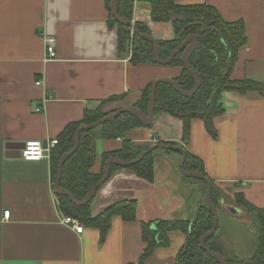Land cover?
<instances>
[{"label": "crops", "instance_id": "obj_1", "mask_svg": "<svg viewBox=\"0 0 264 264\" xmlns=\"http://www.w3.org/2000/svg\"><path fill=\"white\" fill-rule=\"evenodd\" d=\"M177 3L212 5L224 20H242L248 41L238 55L234 77L264 82V0ZM133 9V20L157 40L175 38L171 22L150 19V0H136ZM108 20L106 0H0V264H134L146 246L143 222L191 219L203 203L201 179L182 173V153L160 149L153 181L119 169L94 197V215L118 201L134 200L137 206V220L114 216L100 243L98 229L76 230L60 222L49 159L26 161L7 155L10 142L58 138L69 123L81 121L86 109L103 100L127 94L124 100L109 101L105 109L134 106L150 83L180 74L179 67L168 64L133 65L132 45L128 54H119L117 25L110 28ZM47 36L55 38L57 52L49 61L44 60ZM223 103L225 113L214 119L216 138L203 120L193 119L185 143L183 121L169 113L155 116L151 128L143 123L129 130L126 138L149 147L177 143L203 162L205 176L226 194L241 193L264 210V98L256 91H229ZM40 104L43 110L37 111ZM122 145L123 138L97 139L92 171L101 170L104 152ZM218 213L220 231L228 234L232 252L240 258L253 256L258 213L225 199ZM169 236L171 244L157 248L146 264H176L186 235L175 231Z\"/></svg>", "mask_w": 264, "mask_h": 264}, {"label": "trees", "instance_id": "obj_2", "mask_svg": "<svg viewBox=\"0 0 264 264\" xmlns=\"http://www.w3.org/2000/svg\"><path fill=\"white\" fill-rule=\"evenodd\" d=\"M136 0H118L116 9L120 17L133 21L134 2ZM180 0H150V19L156 22H171L175 30V38L172 40H158L159 55L162 60L169 58L188 35L197 34L199 43L189 56V63L201 77V85L198 91L187 97L174 88L168 82H160L156 87L155 116L169 113L183 121L182 140L188 143L191 135V123L193 119H201L207 131L216 138L218 132L215 126V117L225 113L223 103L225 92H238L245 94L248 91H256L264 98V82H257L249 78H236L234 71L238 61V55L243 46L247 44L248 37L245 24L242 20L226 21L217 8L208 4L182 5ZM112 0H106L109 11L108 24L110 28L117 25L118 51L120 55L128 54L129 45H132L130 61L133 65L149 63L159 64L154 59V44L131 33V26L118 22L113 16L110 6ZM140 34H151L143 24L135 22ZM184 51L178 52L168 65L177 66L181 69L180 74L173 78L182 89L190 91L195 87V77L184 64ZM152 84L150 83L141 92L140 99L134 103L143 113H148L149 98ZM127 94L112 96L103 100L94 109H86L81 121L69 123L58 137V143L51 150L50 162L52 179L55 181L59 161L64 153L74 147L76 131L83 125L96 122L100 118L109 115L117 109H105L109 101L124 100ZM144 126L140 118L133 112L122 113L119 117L107 121L100 126L84 130L80 135L78 149L70 155L63 165V173L60 186L71 192L76 198L83 199L90 189L103 178L106 162L111 157H118L124 161L135 160L147 145H138L131 139L126 138L129 130ZM153 124L148 125L152 127ZM123 138L122 148L116 151L104 152L101 156V170L92 171L97 160L96 148L93 142L97 139ZM176 145L177 143L165 142ZM155 149L148 153L140 162L128 167L139 177L153 181L155 176ZM123 167L112 165L110 177ZM186 171H199L206 175L203 162L187 151L185 161ZM198 180V179H197ZM202 193L203 205L199 211V217L192 222L193 218L186 220H158L142 223V238L146 246L138 262L134 264H146L147 260L159 247H168L171 244L169 234L182 231L186 235L188 245L184 246L176 256V264H221L210 256L201 246V237L213 228L214 214L206 204L205 192L207 185L203 180ZM101 187L97 190V193ZM95 195V196H96ZM94 196V197H95ZM210 196L216 209L220 210L222 199L240 205L249 211L258 213V223L254 226L256 237L255 254L248 258H240L233 253L228 234L220 231V226L215 233L207 237L206 246L226 259L227 264H264V210L255 208L249 203L244 195L236 193L234 197L226 194L217 184L211 180ZM56 206L61 215L71 216L78 219L83 226L96 228L100 232V243H103L112 226L114 216H121L125 221L137 220V206L134 200L118 201L102 212L94 215L91 202L85 205H77L68 196L56 193ZM155 227V228H154Z\"/></svg>", "mask_w": 264, "mask_h": 264}, {"label": "water", "instance_id": "obj_3", "mask_svg": "<svg viewBox=\"0 0 264 264\" xmlns=\"http://www.w3.org/2000/svg\"><path fill=\"white\" fill-rule=\"evenodd\" d=\"M118 0H112L111 2V12L113 14V16L115 17V19L118 22L124 23L126 25L131 26V28L134 30L135 33L139 34V36H141L142 38L151 41L154 44V59L156 62L161 63V64H169V62L172 60V58L181 50L184 51V55H183V60H184V64L185 67L193 73L196 83H195V87L190 90V91H186L184 89H182V87L179 85V83L172 79V78H159L157 80H155L152 84V88H151V94H150V99H149V108H148V114H144L141 110H139L138 108L134 107V106H125L115 112L110 113L107 116H104L102 118H100L99 120H97L96 122H93L91 124H87V125H83L81 126L75 133L74 136V147L69 151L63 154V156L61 157L60 161H59V169H58V174L54 183L56 192L59 194H63L69 197V199L74 202L77 205H85L89 202H91V200L94 198V196L96 195L97 190L102 187L109 179H110V174H111V167L112 165H117L123 168H128L138 162H140L148 153L152 152L155 149H164V150H178L182 153L183 157L182 160L180 162V167L182 168V173H184L186 176H190L193 178H198L203 180L206 185H207V189L205 192V200H206V204L211 208L213 214H214V225L213 228L206 232L202 237H201V246L202 248L212 257L218 259L221 264H227L226 259L224 258V256H222L221 254H219L218 252L208 248L206 246V239L207 237H209L210 235H212L213 233H215L219 227V213L218 210L216 209V207L214 206L211 196H210V191H211V181L210 179L205 176L204 174H202L199 171H190L187 172L185 170V161H186V150L181 147V146H176V145H171V144H165L164 142H159L156 143L152 146H150L149 148H147L146 150H144L135 160L133 161H124L118 157H111L105 164V168L103 171V178L102 180H100L98 183H96L88 192V194L86 195L85 198L83 199H78L76 198L71 192L67 191L66 189L62 188L60 186V180L62 177V173H63V165L65 163V161L70 157V155H72L79 147L80 144V135L81 132L84 130H91L94 129L98 126H100L101 124L110 121L112 119L117 118L118 116H120V114H122L125 111H132L134 112L141 120L144 124L146 125H150L155 117V99H156V87L158 85L159 82H168L170 84H172L174 86V88L176 89V91H178L179 93L190 97L192 95H194L200 85H201V77L200 74L194 70L192 68V66L189 63V56L191 54V52L196 48V46L199 43V36L197 34H191L188 35L185 40L183 41V43L176 49L174 50L171 55L169 56L168 59L166 60H162L160 58L159 55V50H160V46L158 43V40L152 35V34H146V33H141L139 32L138 28L136 27V25L132 22H129L128 20L120 17V15L118 14V11L116 9ZM25 142H10L9 144H7V149H8V156H12L14 155L15 157H21V149L24 147ZM95 146V141L93 142V147ZM12 149H17V153L14 152ZM203 205V204H202ZM200 205L197 209V213L196 216L193 218L192 222H194L198 217H199V211L201 206ZM232 211H235L234 208H232ZM188 245V241H186V246Z\"/></svg>", "mask_w": 264, "mask_h": 264}, {"label": "built area", "instance_id": "obj_4", "mask_svg": "<svg viewBox=\"0 0 264 264\" xmlns=\"http://www.w3.org/2000/svg\"><path fill=\"white\" fill-rule=\"evenodd\" d=\"M132 23L135 24V21L133 20ZM131 33H134V30L131 29ZM56 42L55 38L53 36H47L45 39V61L52 60L56 58L57 52H56ZM38 84L41 83V81L38 80ZM48 98L44 99V102ZM37 111L43 110V104H40L37 106ZM58 143V138L55 139H48L45 141L42 140H28L25 142V146L21 150V158L26 161H38L42 159H49L50 160V154L51 150L56 146ZM5 217H9L10 211L7 210L4 213ZM60 222L66 225L71 226L72 228L76 230H80L83 228V224L76 218H73L71 216H64L60 215Z\"/></svg>", "mask_w": 264, "mask_h": 264}, {"label": "rangeland", "instance_id": "obj_5", "mask_svg": "<svg viewBox=\"0 0 264 264\" xmlns=\"http://www.w3.org/2000/svg\"><path fill=\"white\" fill-rule=\"evenodd\" d=\"M162 152H168V150H163L162 149ZM235 237H236V239H240V234H235Z\"/></svg>", "mask_w": 264, "mask_h": 264}, {"label": "bare ground", "instance_id": "obj_6", "mask_svg": "<svg viewBox=\"0 0 264 264\" xmlns=\"http://www.w3.org/2000/svg\"><path fill=\"white\" fill-rule=\"evenodd\" d=\"M134 33H135V32H134ZM134 33H133V34H134ZM133 34H132V35H133ZM24 146H25V145H24ZM21 150H22V149H21Z\"/></svg>", "mask_w": 264, "mask_h": 264}]
</instances>
